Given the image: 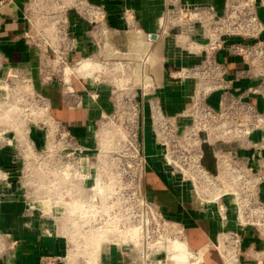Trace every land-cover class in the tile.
Listing matches in <instances>:
<instances>
[{
  "label": "crops",
  "instance_id": "obj_1",
  "mask_svg": "<svg viewBox=\"0 0 264 264\" xmlns=\"http://www.w3.org/2000/svg\"><path fill=\"white\" fill-rule=\"evenodd\" d=\"M88 1L94 5V10H99V18L91 23L77 13H69L71 48L61 54L70 69L85 60L98 66L93 70L92 77L72 73L67 82L63 75V85L52 71L46 86L50 119L59 124L68 136L79 140L84 149H91L97 124L116 111H122L121 101L126 94H118L117 90L125 88L136 91L139 101L145 106L146 115L149 105L157 103L170 117L179 116L206 86L212 87L207 103L213 108H217L220 98L225 96L249 101L258 110H263L261 97L250 94L260 83L258 70L239 59L226 58L223 50L211 51L209 35L201 27L217 26L207 13L209 9H212L214 18H222L238 0H188L205 9L202 23L190 30L171 21L165 4L160 0ZM24 3L25 0H12L0 5V61L4 68L28 71L37 86L39 53L23 38L26 31L22 19ZM256 14L264 26V7L261 3L256 5ZM152 35H155L154 39H151ZM259 40L264 41V29ZM209 53H215L216 61L224 67L223 73L214 80L199 74L200 65ZM55 57L58 55L52 53L51 58ZM195 69L197 74H194ZM185 71L188 74L185 75ZM97 75L101 80L96 79ZM3 127L5 125L0 124V130ZM20 132V127L13 131L16 136ZM143 137L147 154L152 156L154 144L151 132L146 130ZM262 139V131H256L251 136L253 142ZM148 144H151V151H148ZM214 146L225 151L236 150L233 144L218 143ZM8 153H13V149L6 151L2 146L0 168L8 175L0 179V234L11 240L9 248L12 252L0 257V264H67L66 246L55 226L37 225L36 217L25 213L23 194L15 177L17 169L11 165L12 158L7 156ZM245 155L253 156L251 166L255 170L260 166L264 173V150L260 157L252 150ZM149 162L151 168L147 173L161 175L163 185L172 192L166 175L156 169L153 159ZM260 189L264 202V183ZM148 194L159 201L155 195ZM161 207L165 208L164 205ZM198 221L200 223L194 225L192 231L198 237L201 235L202 240L201 245L193 249L203 250L205 264H220L216 256L218 251L213 246L217 233L222 230L219 222L209 214L202 215ZM247 239L253 242V248L250 255L243 257V263L264 264L262 232L248 229L243 242ZM106 264H124V260L116 256Z\"/></svg>",
  "mask_w": 264,
  "mask_h": 264
},
{
  "label": "rangeland",
  "instance_id": "obj_2",
  "mask_svg": "<svg viewBox=\"0 0 264 264\" xmlns=\"http://www.w3.org/2000/svg\"><path fill=\"white\" fill-rule=\"evenodd\" d=\"M29 1L25 0L22 19L39 51L38 85L35 86V79L28 71L17 73L13 78L8 76V70L0 69V124L5 125L0 130V146L6 151L13 149L7 156L17 169L15 177L23 194L25 213H32L37 225L55 226L66 246L67 264H88V260L94 262L95 257V264H106L116 256L123 259L124 264H170L168 261L188 264L190 256L185 254L183 242L193 253L201 252L202 249L195 250L191 246L195 238L192 227L200 223L198 219L202 215L209 213L204 208H212L206 206V202L216 191L205 183L192 186L193 190H189V186L170 185V193L176 199L172 197V207L164 205L163 208V204L145 190L143 181L131 182L122 173V167L115 168L114 158L124 155L120 132L126 133L130 128L127 102L131 95H136L135 90H117L118 94H126L123 99L126 103L122 111L97 124L90 150L84 149L79 140L68 136L50 119L46 96L50 80L47 78L54 71L56 80L64 84L65 58L61 53L71 48V40L66 36L69 13H77L91 23L100 15L88 0ZM51 51L61 59L51 58ZM96 79L101 80L98 75ZM19 127L21 132L16 136L13 131ZM102 129L107 132L100 135ZM118 140L120 144L115 145ZM83 160L86 161L85 173L80 169ZM76 171L84 175L91 173L100 180V195L90 190L93 186L90 179L77 178ZM202 225L206 224L202 222ZM232 225L228 222L225 226ZM139 226V231L126 233ZM100 237L105 239L96 256L94 241ZM169 243L181 247L176 256L173 255L175 261L170 257ZM10 244L11 240L0 234V257L12 252ZM216 256L220 261V255Z\"/></svg>",
  "mask_w": 264,
  "mask_h": 264
},
{
  "label": "built area",
  "instance_id": "obj_3",
  "mask_svg": "<svg viewBox=\"0 0 264 264\" xmlns=\"http://www.w3.org/2000/svg\"><path fill=\"white\" fill-rule=\"evenodd\" d=\"M10 1L12 0L1 1L0 5L8 4ZM160 1L165 4L170 20L188 30L203 21L205 9L198 4L190 3L188 0ZM258 3L264 7V0L237 1L231 8L229 7L222 18H214L212 9H209L207 13L217 26L208 29L201 27L209 35L211 51L223 50L226 52L224 53L226 58L239 59L258 70L261 80L250 94L261 97L264 103V41L259 40L264 26L256 14ZM24 6L25 3L23 10ZM66 36L71 40L69 29ZM23 38L39 53L29 32L25 31ZM214 55L215 53H209L200 65L199 74L205 79L214 80L224 71V67L216 61ZM58 58L61 59L59 56ZM63 64L65 68L68 67L65 61ZM3 68L1 65L0 69ZM6 70L9 77L14 78L17 73L20 74L15 67H6ZM193 71L197 74L196 69ZM184 74L188 72L185 71ZM211 91V86L204 87L201 95L192 99L184 112L176 117L165 114L157 103L149 105V113L146 115L145 106L139 101L138 95H131L127 102L130 128L126 133L120 132L124 155H117L114 158L115 168L122 167V173L124 172L131 182L137 180L139 184L151 168L149 161L153 159L156 169L166 175L170 185L189 186V190H193L192 186L200 183L210 186L216 192L212 193L206 202V206L212 208L206 207L204 210H209L207 214L214 217L222 229L217 233L213 244L220 255V264H244L242 243L246 231L261 230L259 232H262L264 237V202L260 197L264 173L260 166L257 170L251 166L253 156L245 155V152L252 150L260 157L264 150V139L258 142L251 141L254 132H264V106L260 111L254 103L223 96L218 107L213 108L207 103V96ZM121 102L126 103L123 100ZM146 130L152 134L154 144L152 156L146 151L143 137ZM218 143L233 144L236 150L217 149L214 145ZM119 144V140L116 141L115 145ZM203 145H208L212 149L214 174L209 173L202 165ZM85 159L88 160V157ZM83 161L80 169L85 173L86 161ZM82 173L76 171L77 178L90 179L93 183L90 190L100 195V180L91 173L88 175ZM1 175L4 177L8 174L0 168V179ZM93 200L95 201L96 197ZM197 201L200 202L199 199ZM146 207L148 208L147 205ZM228 222L233 224V228L225 226Z\"/></svg>",
  "mask_w": 264,
  "mask_h": 264
},
{
  "label": "bare ground",
  "instance_id": "obj_4",
  "mask_svg": "<svg viewBox=\"0 0 264 264\" xmlns=\"http://www.w3.org/2000/svg\"><path fill=\"white\" fill-rule=\"evenodd\" d=\"M98 66L97 64H95L93 61H90V60H85V61H82L80 62L78 65H76L73 69H70V68H65L64 70V76H65V80L67 82H69V77L72 73H78L80 75H85L87 77H92L93 75V70L95 69V67ZM105 132H107L106 130L102 129L100 131V135H103ZM3 177V175H1ZM141 229V227L139 226L138 228H135V229H130V231H127L126 233H134L136 231H139ZM213 236H214V233H213ZM105 238L104 237H100L98 240H95L94 241V247H95V250H94V254H98V251L100 249V243L102 240H104ZM176 240V239H174ZM178 240V239H177ZM173 241V240H171ZM170 241V243H171ZM180 242H183V241H180ZM169 243V244H170ZM184 243V247L183 249L185 250V254L187 256H190V261L188 262V264H203V250H201V252L199 251L198 253H193L189 248H188V245ZM180 245L178 244H170L169 245V251H171V259L173 261H175V259L173 258V255L176 254V251H178L180 249ZM252 248H253V242L250 240V239H247L245 240L243 243H242V256L244 257L245 255H250L252 253ZM176 256V255H175ZM191 259H193L191 261ZM94 262L90 259L88 260V264H95L96 262V257L93 259ZM170 264H173L171 261H168ZM205 264V263H204Z\"/></svg>",
  "mask_w": 264,
  "mask_h": 264
},
{
  "label": "trees",
  "instance_id": "obj_5",
  "mask_svg": "<svg viewBox=\"0 0 264 264\" xmlns=\"http://www.w3.org/2000/svg\"><path fill=\"white\" fill-rule=\"evenodd\" d=\"M203 167L211 174L215 173L214 161L212 158V149L208 145H203ZM159 179V182H158ZM161 175H153L152 173H146L144 177V187L148 193L155 195L159 199V203L172 207V195L168 191L167 186L162 183ZM172 205V206H171ZM194 239L191 240V246L196 247L201 245L202 236L198 237V234L194 232Z\"/></svg>",
  "mask_w": 264,
  "mask_h": 264
},
{
  "label": "water",
  "instance_id": "obj_6",
  "mask_svg": "<svg viewBox=\"0 0 264 264\" xmlns=\"http://www.w3.org/2000/svg\"><path fill=\"white\" fill-rule=\"evenodd\" d=\"M154 38H155V35H152V36H151V39H154Z\"/></svg>",
  "mask_w": 264,
  "mask_h": 264
}]
</instances>
